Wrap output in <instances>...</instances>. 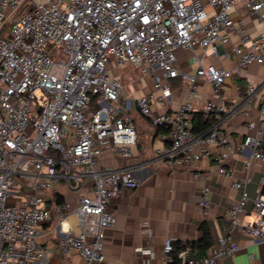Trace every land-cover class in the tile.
<instances>
[{
  "label": "built area",
  "instance_id": "built-area-1",
  "mask_svg": "<svg viewBox=\"0 0 264 264\" xmlns=\"http://www.w3.org/2000/svg\"><path fill=\"white\" fill-rule=\"evenodd\" d=\"M243 0H0V264H48L39 242L41 227L57 217L56 231L65 254L75 251L88 264H101L106 233L114 226L110 204L124 189H137L138 168L165 164L189 168L222 148V160L247 150L264 161L263 140L250 113L258 104L264 115V80L249 84L238 102H227L222 88L253 63H264V31L252 38L232 12ZM250 15L264 23V0H247ZM243 34V48L231 40ZM190 54L194 72L181 68L179 52ZM208 52L218 59L235 53V69L205 65ZM133 67L152 83L136 99L125 96L122 80L112 72ZM198 93V81L213 87L217 100L204 107V132L193 131L194 102L170 108L172 80ZM190 95V96H191ZM148 119L159 145L134 166L100 168L106 151L131 158L139 142L133 113ZM247 120L248 135L233 145L228 122ZM249 166V163L246 164ZM221 175L233 171L221 165ZM199 177V174L195 175ZM93 183L73 212L68 203L48 206L44 197L23 199L27 187L50 191L60 183L80 189ZM228 211L230 230L203 257L182 250L176 264H217L235 256L237 231L264 240V196L251 198L246 184ZM204 188L201 207L209 205ZM253 203L256 219L243 224L245 206ZM72 217L76 222H72ZM148 231V230H147ZM173 240L165 242L167 258Z\"/></svg>",
  "mask_w": 264,
  "mask_h": 264
},
{
  "label": "crops",
  "instance_id": "crops-1",
  "mask_svg": "<svg viewBox=\"0 0 264 264\" xmlns=\"http://www.w3.org/2000/svg\"><path fill=\"white\" fill-rule=\"evenodd\" d=\"M246 1L243 0L236 6L231 16L236 24L240 20L243 21L246 34L255 38L264 31V23L249 14L244 6ZM261 15L264 17V11ZM242 44L243 34L235 35L231 40L233 47L243 48ZM210 54L211 52H208L205 65L215 64L229 70L238 65L239 57L235 53L223 59L214 58ZM179 56L181 68L194 72L195 66L187 62L190 54L180 51ZM263 80L264 63H253L229 80L222 88L221 94L229 103L238 102L244 97L249 84H259ZM170 86L173 90L170 108H176L191 99L196 111L202 113L208 101L218 99L211 84L204 79L198 81L199 89L195 95L189 93L188 85L181 80H172ZM151 90L152 88L149 91ZM125 96L135 99L130 95ZM132 115L135 124L137 122L139 134L134 155L124 158L106 151L100 158L98 167L119 168L137 165L149 158L153 148L159 145L154 126L137 112ZM249 119L257 123L264 150V115L260 114L258 104L251 111ZM228 132L233 145L243 142L249 133L246 118L242 115L232 118L228 122ZM210 150L208 158L189 168L172 169L165 164H158L135 170V176L141 181V185L133 190L124 189L111 201L109 209L114 217V226L106 233L101 264H164L167 258L165 242L169 239L173 240V244L198 240L202 236L199 229L201 223H206L209 227L213 247L219 238L230 230L227 211L241 197V193L235 190L232 184L235 181L245 183L251 198H256L259 194L264 196V161L252 158L250 150L230 155L222 161L218 159L224 153L222 148L211 146ZM221 165L233 171L231 177L218 172ZM196 174L200 176L196 177ZM204 188H209V205L206 208L200 206ZM33 195L44 197L50 207L57 205L58 195L63 203L69 204L70 211L73 212L77 209L81 197L93 195V183L86 182L80 189H70L65 183H60L46 192H36L27 187L21 194L23 199ZM256 217L253 203L249 202L240 217L241 221L243 224L253 223ZM71 220L76 222L74 217ZM57 222V217L54 216L40 231L39 242L47 250L48 264H88L78 252L65 254L61 250L56 231ZM234 239L240 247L238 253L220 260L217 264H264V240H256L243 231L235 232ZM191 254L198 256L196 253Z\"/></svg>",
  "mask_w": 264,
  "mask_h": 264
},
{
  "label": "trees",
  "instance_id": "trees-1",
  "mask_svg": "<svg viewBox=\"0 0 264 264\" xmlns=\"http://www.w3.org/2000/svg\"><path fill=\"white\" fill-rule=\"evenodd\" d=\"M145 121H149V120L145 119ZM192 122H193V131H195L196 133L204 132L208 128V125H209L208 123H206L204 121L203 113H201V112H195L193 114ZM149 123H151V122L149 121ZM151 125L153 126L152 123H151ZM154 128L156 130V134L161 132L160 128H157V127H154ZM263 192H264V190H263ZM56 203L57 204L63 203L62 198L59 197L58 195L56 196ZM199 229L202 232V236L198 240L187 242V243L175 242L173 244V251L170 254V257L173 259L172 264L177 263L176 262L177 255L182 250L189 249L191 251V253H196L200 257L207 255L209 249L213 245V240H212V236L210 233V229L206 223H201L199 225Z\"/></svg>",
  "mask_w": 264,
  "mask_h": 264
},
{
  "label": "rangeland",
  "instance_id": "rangeland-1",
  "mask_svg": "<svg viewBox=\"0 0 264 264\" xmlns=\"http://www.w3.org/2000/svg\"><path fill=\"white\" fill-rule=\"evenodd\" d=\"M117 75L125 88V94L130 95L136 99L152 88V83L148 78L144 77L139 70L133 67H126L121 72H112ZM137 114H134L136 116ZM137 124V122H136Z\"/></svg>",
  "mask_w": 264,
  "mask_h": 264
}]
</instances>
